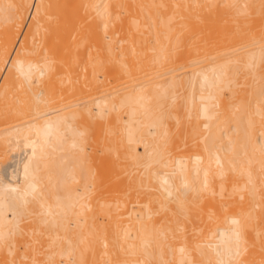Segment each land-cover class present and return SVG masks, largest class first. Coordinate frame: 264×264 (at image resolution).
I'll return each mask as SVG.
<instances>
[{"label":"bare ground","instance_id":"1","mask_svg":"<svg viewBox=\"0 0 264 264\" xmlns=\"http://www.w3.org/2000/svg\"><path fill=\"white\" fill-rule=\"evenodd\" d=\"M0 264H264V0H0Z\"/></svg>","mask_w":264,"mask_h":264},{"label":"rangeland","instance_id":"2","mask_svg":"<svg viewBox=\"0 0 264 264\" xmlns=\"http://www.w3.org/2000/svg\"><path fill=\"white\" fill-rule=\"evenodd\" d=\"M32 22V21H31ZM90 21H89V18L88 19H86V21L85 22H83L81 25H78V26H82V25H87L88 23H89ZM31 24V23H30ZM65 37V40H66V42H67V44H68V46H73L74 45V43H75V37L73 36V34L71 33H69L68 35H65L64 36ZM52 40V44L53 45H55L56 43H57V37L56 36H53L52 38H51ZM71 48V47H70ZM23 149H21V148H18L17 150H16V152L14 153V154H12V156H10L8 159H11L10 160V162L12 161V163L16 160V159H18V157L20 156V157H22L23 156ZM13 155H15L14 156V158H13ZM15 159V160H14ZM14 160V161H13ZM10 162H7V163H5L4 165L5 166H7V165H9V163ZM11 163V164H12ZM10 164V165H11ZM10 169H12V167H10Z\"/></svg>","mask_w":264,"mask_h":264}]
</instances>
